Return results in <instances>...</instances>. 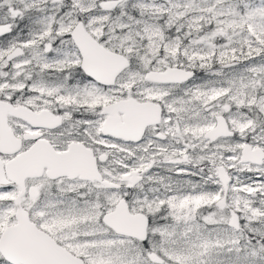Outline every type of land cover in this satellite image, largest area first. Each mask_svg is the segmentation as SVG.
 I'll list each match as a JSON object with an SVG mask.
<instances>
[{"label": "snow or ice", "instance_id": "obj_1", "mask_svg": "<svg viewBox=\"0 0 264 264\" xmlns=\"http://www.w3.org/2000/svg\"><path fill=\"white\" fill-rule=\"evenodd\" d=\"M0 264H264V0H0Z\"/></svg>", "mask_w": 264, "mask_h": 264}]
</instances>
